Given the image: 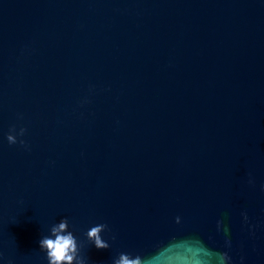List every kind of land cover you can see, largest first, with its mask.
<instances>
[{
    "label": "water",
    "instance_id": "95a60500",
    "mask_svg": "<svg viewBox=\"0 0 264 264\" xmlns=\"http://www.w3.org/2000/svg\"><path fill=\"white\" fill-rule=\"evenodd\" d=\"M61 219L84 264H264V0H0V264Z\"/></svg>",
    "mask_w": 264,
    "mask_h": 264
},
{
    "label": "clouds",
    "instance_id": "9594fccd",
    "mask_svg": "<svg viewBox=\"0 0 264 264\" xmlns=\"http://www.w3.org/2000/svg\"><path fill=\"white\" fill-rule=\"evenodd\" d=\"M18 134L23 135L24 129H21ZM6 139L10 145L17 143L16 137L12 134L7 135ZM20 143L23 144V141ZM176 222L179 223V218ZM106 230L107 225L97 224L87 231L86 238L98 250H106L109 248V244L101 236V233ZM39 247L40 251L46 254L48 264H84L80 256V245H78L73 232L69 231L67 219H61L59 223L53 225L50 229V235L40 240ZM226 259V256H221V261ZM113 264H143V261L139 256L132 257L122 253L113 261Z\"/></svg>",
    "mask_w": 264,
    "mask_h": 264
}]
</instances>
